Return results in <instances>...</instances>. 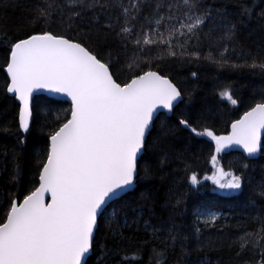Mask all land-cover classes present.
<instances>
[{"label":"snow or ice","instance_id":"obj_1","mask_svg":"<svg viewBox=\"0 0 264 264\" xmlns=\"http://www.w3.org/2000/svg\"><path fill=\"white\" fill-rule=\"evenodd\" d=\"M143 2L64 0L72 11L63 19L64 10L57 0H43L44 6H38V14L29 21L33 25L51 24L58 12L61 23L72 30L76 18L83 21V13L92 12L85 39H90L93 31L107 33L118 27L115 36L120 46L127 52L131 45L133 51V57L128 58L130 75L124 83L116 76L123 69L117 68L111 53L105 59L99 51L94 52L87 44L64 34L42 30L11 43L5 69L10 82L6 88L19 101V130H30L33 93L40 90L66 97L70 101V117L48 133L45 158L39 160V186L25 195L22 203L16 199L8 201L4 218H0V264H88L94 231L109 202L135 187L139 159L148 151L154 114L157 109L171 112L174 103L182 99L178 87L153 70L152 64L168 58L183 61L185 56L200 59L198 51L192 49L199 47L202 38L210 42L209 47L223 45L227 51L229 44L236 43L237 25L248 27L255 7V3L252 7L242 6L233 22L227 14L221 15L219 9L206 7L202 0H155L151 15L138 23ZM165 6L166 11H162ZM112 8L120 10L115 22L109 11ZM217 16L227 23L216 24ZM206 22L211 25L207 32ZM256 22L264 28V10L256 15ZM218 27L223 31L213 38ZM204 59L220 66L228 63L224 52L219 57L209 52ZM134 67L139 71H134ZM231 67L264 70V60L257 62L253 58L251 63ZM221 97L237 104L227 90ZM179 125L197 136L209 137L216 153L231 145L239 146L249 157L264 151V100L233 123L227 136H217L208 129L199 132L184 118ZM171 135H175V130L162 122L152 142L154 149L164 153L159 160L161 166L168 156L163 144ZM211 160L215 167L217 156L213 155ZM144 172L146 177L151 175L149 167ZM223 175L221 169L220 179H208L221 189H242L241 176L229 172L230 179L221 182ZM190 179L193 186L198 183L195 175ZM46 194L50 202L45 201ZM216 219V215L209 213L202 222L214 226ZM200 231L196 229L197 234ZM170 238L173 242L177 239L171 233ZM262 240L264 220L256 232L243 233L233 243L239 244L240 251L249 246L258 248L259 264H264ZM153 253L156 264H164V253L155 249Z\"/></svg>","mask_w":264,"mask_h":264},{"label":"trees","instance_id":"obj_2","mask_svg":"<svg viewBox=\"0 0 264 264\" xmlns=\"http://www.w3.org/2000/svg\"><path fill=\"white\" fill-rule=\"evenodd\" d=\"M122 2L127 4L129 0ZM202 2L206 7L219 9L221 15L227 14L233 22L242 6L252 7L255 3L253 19L248 27L237 25L236 43L229 44L227 51L223 45L209 47L210 42L202 38L199 47L192 49L198 51L200 59L185 56L183 61L168 58L152 64L153 70L167 76L178 87L182 99L171 116L159 114L154 120L148 137V151L139 159L135 188L110 203L99 219L88 264H156L154 249L164 253V264L260 262L258 248L249 246L240 251L239 244L233 242L243 233L256 232L264 220V194H261L264 192L261 188L264 184V151H260L255 160H247L240 153L217 155L216 168L225 174L230 172L242 177L241 190L234 194L219 192L208 179L213 177L216 169L211 160L216 153L214 143L204 136H197L191 129H185L179 125V120H189L199 132L208 129L217 136L226 135L234 121L264 100V70L231 67L232 64L251 63L253 58L257 62L264 60V28L257 26L256 22V15L264 10V0ZM57 4L63 7V19H67L72 9L64 5V0H57ZM38 6H44L43 0H0V218H4L9 200L16 199L20 203L38 186L39 160L45 158L48 133L70 115L69 104L36 97L32 101L30 130L21 134L19 105L8 95L6 88L5 69L11 43L50 30L82 41L94 52L99 51L105 59L111 53L117 68L123 69L119 72L113 70L121 83L130 75L128 58L133 57L132 46L129 45L127 52L120 46L115 36L118 27L107 33L93 31L90 39H85L92 12H84L83 21L76 18V26L67 30L58 12L51 24L29 23L38 14ZM154 8L155 0H144L138 23H143L144 17L151 15ZM109 11L115 22L120 10L112 8ZM162 11H166V6ZM223 23L227 21H220L217 16L216 24ZM209 26L206 22L205 32ZM222 31V27H218L213 38ZM191 43L195 45L196 41ZM209 52L214 57L224 52L228 63L220 66L204 59ZM143 66L146 69L147 66ZM134 71L139 69L134 67ZM193 72L196 76L192 75ZM224 90L237 100L236 105L221 97ZM162 122L175 130V135L164 141L168 156L163 166L159 160L164 153L152 147ZM145 167L151 169V175L147 177ZM192 175L198 180L195 188L190 184ZM202 210L219 215L214 226L197 221V213ZM197 228L201 230L199 234ZM170 233L177 237L175 242ZM260 243L264 245V240Z\"/></svg>","mask_w":264,"mask_h":264},{"label":"water","instance_id":"obj_3","mask_svg":"<svg viewBox=\"0 0 264 264\" xmlns=\"http://www.w3.org/2000/svg\"><path fill=\"white\" fill-rule=\"evenodd\" d=\"M5 73H6V76H7V72H6V70H5ZM7 79H8V77H7ZM9 82H10V81L8 80V83H9ZM7 93H8V92H7ZM8 95L11 96V97H14L15 101H16L17 104L19 105V101L16 100L14 94H10V93H8ZM39 96H43V97H45V98H48V99H50V100H54V101H57V102H64V103L69 104V106H70V101H68L66 97H61V96H59V95H57V94H51V93H48V92H45V91H42V90L33 93V99L36 98V97H39ZM179 102H180V100H179L178 102H175V103H174L173 110H174V108L179 104ZM31 107H32V104H31ZM254 107H255V106H254ZM173 110H172L171 112H169L168 110H165V109H157L156 113L154 114V120L156 119V117H157L159 114H164V115H166V116H168V117L171 116ZM250 110H251V109H250ZM250 110H248V111H250ZM243 115H244V114H242V115H241L236 121H238L239 119H241ZM69 117H70V115H69ZM31 120H32V117L30 118L29 126H30ZM236 121H234L233 123H235ZM18 122H19V118H18ZM233 123H232V124H233ZM232 124H231V125H232ZM231 125H230V127H229V131H228V133H227L226 135H223V136H227V135H229V134L231 133V130H232V129H231ZM20 132H21L22 135H25V134H26L25 132H22V131H20ZM263 136H264V133H262V136H261V142H262ZM205 139H207V140H211V139H210L209 137H207V136H205ZM230 153H240V154H242L243 157L246 158L247 160H255V159H257V158L259 157V155H260V152H258L255 156L249 157L246 153H244L243 149L240 148V147L237 146V145H231V146H229V147H226V148H224V149L220 152V154H222V155H228V154H230ZM218 175H220V171H218ZM222 178L224 179L225 176H223ZM190 184H191L192 187H196V185H195V186L192 185V183H191V179H190ZM38 186H39V178H38ZM38 186H37V187H38ZM134 188H135V187H134ZM132 190H133V189H130L127 193H130ZM230 192L233 194V193H235L236 191L230 190ZM127 193L121 194L120 198H121L122 196L126 195ZM115 200H117V198H113V200L110 201L109 204L112 203V202L115 201ZM45 201H46V202H50V196H48L47 194H46V196H45ZM22 202H23V200H22L20 203H22ZM96 230H97V229H96ZM96 230L94 231V236H95V232H96ZM91 254H92V250H91L90 253L88 254V258L91 256Z\"/></svg>","mask_w":264,"mask_h":264},{"label":"rangeland","instance_id":"obj_4","mask_svg":"<svg viewBox=\"0 0 264 264\" xmlns=\"http://www.w3.org/2000/svg\"><path fill=\"white\" fill-rule=\"evenodd\" d=\"M215 155L217 156L218 153H215ZM216 165H217V164H216ZM216 167H217V166H215V168H216ZM217 170H218V168L215 169V173H214L213 177H211V178L220 179V175H217ZM224 174H225V173H224ZM209 182H210V183H213V180H212V179H209ZM221 182H224V181H221ZM213 184L216 186L215 189L218 190L219 192H228L227 189H221V188L217 187V185H216L215 183H213ZM209 213H210V214H214V215H216V216H217V219L219 218V215H218L217 213H215V212L202 210V211H199V212L197 213V221H198L199 223L205 225V224L202 222V220H203L204 216L207 215V214H209ZM217 219H216V220H217Z\"/></svg>","mask_w":264,"mask_h":264},{"label":"flooded vegetation","instance_id":"obj_5","mask_svg":"<svg viewBox=\"0 0 264 264\" xmlns=\"http://www.w3.org/2000/svg\"><path fill=\"white\" fill-rule=\"evenodd\" d=\"M228 179H230V177L226 175V178L222 179V181H227Z\"/></svg>","mask_w":264,"mask_h":264}]
</instances>
